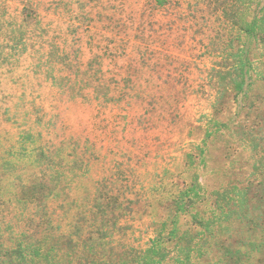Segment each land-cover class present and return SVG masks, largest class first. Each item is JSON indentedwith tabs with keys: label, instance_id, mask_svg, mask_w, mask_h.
<instances>
[{
	"label": "rangeland",
	"instance_id": "1",
	"mask_svg": "<svg viewBox=\"0 0 264 264\" xmlns=\"http://www.w3.org/2000/svg\"><path fill=\"white\" fill-rule=\"evenodd\" d=\"M158 237L164 264H264V0H0V264Z\"/></svg>",
	"mask_w": 264,
	"mask_h": 264
},
{
	"label": "trees",
	"instance_id": "2",
	"mask_svg": "<svg viewBox=\"0 0 264 264\" xmlns=\"http://www.w3.org/2000/svg\"><path fill=\"white\" fill-rule=\"evenodd\" d=\"M258 26L259 25L255 21H253L250 25H248L246 29L248 36L253 37L255 35V31L257 30ZM249 63H250L249 58L246 56L242 58L237 65L239 68L240 76H241L240 81L235 83V90L238 93L243 92V87L246 84L247 70H249V67H248ZM216 126L221 127L224 125L220 126L216 124ZM212 135H213L212 132L210 131L207 132L206 138L203 141V146L199 151L200 155H204L206 148H207L208 140L210 139ZM198 196H199V189H198L197 180L195 181V183H190L187 187L180 190V193L175 201L174 209H173L175 215L171 221L172 230L170 232L172 235H174L177 232L176 231L177 230V227H176L177 215L188 213L190 208L194 205ZM242 198L245 200L246 197L242 196ZM190 216L192 219L197 220L196 215L190 214ZM200 224H201V221H200ZM161 249H162V241H161V237H158L156 240H154L151 243L150 247L139 256V264H164L163 259H161L160 257ZM41 255H42L41 253H38V256H40L39 257L40 261H43V257H41ZM22 256L24 255L20 253L21 260H24ZM47 258L48 257L45 256L44 262L46 264H49L50 262H49V259Z\"/></svg>",
	"mask_w": 264,
	"mask_h": 264
}]
</instances>
